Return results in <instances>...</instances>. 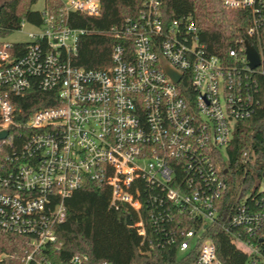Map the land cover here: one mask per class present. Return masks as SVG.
Instances as JSON below:
<instances>
[{
  "label": "built area",
  "instance_id": "1",
  "mask_svg": "<svg viewBox=\"0 0 264 264\" xmlns=\"http://www.w3.org/2000/svg\"><path fill=\"white\" fill-rule=\"evenodd\" d=\"M56 1L45 0L35 25L40 33L28 35L25 53L0 39V132H8L2 142L13 130L23 136L13 168L0 178V227L31 236L23 264H51L42 258L67 218L65 200L87 181L108 188L113 207L136 214L132 227L141 253L154 250L148 239L157 238L177 246V264H222L207 237L218 226L249 248L250 264H264V186L255 197L239 190L232 211L220 218L229 184L216 164L237 123L259 103L261 54L256 69L247 61V41L236 42L227 61L210 55L192 16L168 22L161 0H143L136 16L108 30L117 41L111 65L86 70L73 58L89 30L67 19L74 13L99 17L103 0ZM221 2L251 12L250 36L264 27V0ZM33 80L54 92L57 104L21 122L11 97H23ZM143 208L157 231L152 236ZM85 261L75 256L69 264Z\"/></svg>",
  "mask_w": 264,
  "mask_h": 264
},
{
  "label": "trees",
  "instance_id": "2",
  "mask_svg": "<svg viewBox=\"0 0 264 264\" xmlns=\"http://www.w3.org/2000/svg\"><path fill=\"white\" fill-rule=\"evenodd\" d=\"M37 2L0 0V39L21 30L24 23L40 25L41 13L32 10ZM51 2L57 4L56 0ZM142 3L143 0H103L99 17L71 14L67 19L69 26L89 30L79 41L73 64L86 70L109 67L112 47L117 41L107 34L108 30L119 26L126 18L136 16ZM161 10L168 22L192 16L206 51L224 61L229 60V49L236 46V42H250L262 56L264 71V27L253 36L248 34L252 23L250 11L227 9L221 0H161ZM14 45L22 54L29 48V43ZM256 78L259 103L250 118L237 123L226 155L216 160L222 179L229 184V190L218 205L221 209L220 218L232 211L235 202L233 196L239 190L244 189L252 194L251 197H255L260 187L264 186V73H257ZM11 101L19 113L17 120L23 122L36 110L56 105L57 97L54 92H43L37 81L33 80L23 97H11ZM12 133L7 143L0 141V178L13 168L12 156L22 147L23 136L20 138L14 130ZM110 199V190L92 181H87L67 198V218L56 227L57 240L47 245L46 255L42 259L51 264H69L75 256L87 257V261L82 264H177V246L167 240H161V244H158L157 238H149L155 249L141 253L138 231L127 225V218L134 221L136 214L125 205L113 207ZM228 200L230 203L226 208ZM142 214L149 235L156 234L146 208H143ZM186 228H190V225ZM207 237L215 244L222 264H250L248 254L218 226L210 230ZM30 241L31 236L0 227V256L4 258L3 264H23ZM31 264L38 263L34 260Z\"/></svg>",
  "mask_w": 264,
  "mask_h": 264
},
{
  "label": "rangeland",
  "instance_id": "3",
  "mask_svg": "<svg viewBox=\"0 0 264 264\" xmlns=\"http://www.w3.org/2000/svg\"><path fill=\"white\" fill-rule=\"evenodd\" d=\"M45 8V0H38V2L32 6V10L42 12ZM40 29L30 23H24L21 30L13 32L6 38H3V40L6 43L10 44H16V43H27L30 42L29 34H39ZM226 158V157H225ZM240 249L245 251L246 253H249V248L244 243H238L237 244Z\"/></svg>",
  "mask_w": 264,
  "mask_h": 264
},
{
  "label": "water",
  "instance_id": "4",
  "mask_svg": "<svg viewBox=\"0 0 264 264\" xmlns=\"http://www.w3.org/2000/svg\"><path fill=\"white\" fill-rule=\"evenodd\" d=\"M1 11V8H0ZM245 49H246V56H247V61L249 64V67L251 69H256L261 66V56L260 53L256 50V48L250 43V42H245L244 44ZM172 77L178 81L180 78L176 76L173 72H169ZM8 137V132H0V141L5 140ZM227 173V171H225ZM127 225L129 227L133 226V221L130 217L127 218Z\"/></svg>",
  "mask_w": 264,
  "mask_h": 264
}]
</instances>
